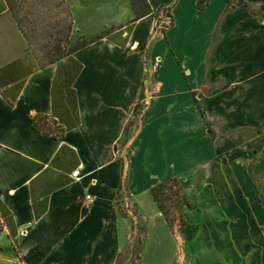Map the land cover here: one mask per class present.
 Returning a JSON list of instances; mask_svg holds the SVG:
<instances>
[{"label": "crops", "instance_id": "0c3cea01", "mask_svg": "<svg viewBox=\"0 0 264 264\" xmlns=\"http://www.w3.org/2000/svg\"><path fill=\"white\" fill-rule=\"evenodd\" d=\"M66 1L81 35L121 26L129 14L124 0ZM148 2L124 47L103 38L73 54L82 66L72 85L79 124L54 140L30 119L51 113L57 65L33 68L0 0V205L9 218L0 217V264H264V175L238 165L258 141L212 145L203 135L212 113L203 117L190 95L201 87L204 104L224 102L206 95L209 67L215 74L232 55L227 45L234 55H263L264 29L248 39L236 32L239 9L227 13L226 0H207L199 13V0ZM167 4L173 25L161 37L155 14ZM79 15L89 19L82 26ZM61 148L76 158L69 171L50 166ZM220 152L231 175L215 165ZM174 179L188 204L178 208L180 226L169 227L152 190Z\"/></svg>", "mask_w": 264, "mask_h": 264}, {"label": "rangeland", "instance_id": "374dc122", "mask_svg": "<svg viewBox=\"0 0 264 264\" xmlns=\"http://www.w3.org/2000/svg\"><path fill=\"white\" fill-rule=\"evenodd\" d=\"M65 7L71 20L73 21V7L69 1L63 0ZM89 0H77V5L86 4ZM174 0H172L173 2ZM227 1V13L231 12L235 6L239 9L240 30L236 32L242 33L245 38H251L257 34L258 37L264 29V5L261 2L251 5L247 0H239L233 2ZM124 8L128 10V17L121 26H109L101 29L95 33L88 35H81L73 25L72 32L69 38V47H74L81 37H85L88 41L90 38L96 36H104L115 42H122L127 40L131 34L135 22L143 15L150 13V6L148 0H124ZM207 0H199L196 10L197 13L201 12ZM171 4L162 5L159 7L156 17V35L163 37V35L173 25ZM39 10V9H37ZM38 11L34 15L27 17L22 21V30L24 32V39L27 44L29 59H32L33 68L38 69L48 65L51 58H56V48L58 46L57 40L60 38L58 32L63 26L62 20L64 19L63 13L65 9L55 8L50 13ZM23 12L19 14L22 17ZM94 15V14H93ZM101 15V14H100ZM99 17V14L96 15ZM94 17V16H93ZM228 19V16H227ZM80 25L87 22L84 15H79ZM92 21L94 19L92 18ZM51 22L52 30L47 27ZM59 22V23H58ZM53 24V25H52ZM49 25V24H48ZM49 28V29H48ZM191 30L193 26L190 24ZM228 32V29H227ZM155 35V34H154ZM155 35V36H156ZM230 36V35H229ZM245 41V40H244ZM233 45V46H232ZM227 45V52L231 54L226 55L225 62L220 64L218 72L212 73V66L209 67L207 80H209L210 88L207 90L206 95L211 97V100L216 102L219 97L224 100L221 103H212L210 105L202 102V88H195L190 92L193 99V107L203 116L206 117L207 113H212L211 118L204 121L203 135L210 139L212 145L216 144H237L242 142L244 145L255 143L258 141L257 148H249L239 155L238 165L242 166V170L246 166H257L260 175H264V54L250 55L241 52L234 55L236 45ZM214 54V52H213ZM212 54L211 58L212 59ZM215 59V57H213ZM155 64H158V59H154ZM57 65V70L63 71L68 67V57L59 59L54 63ZM29 69V67H28ZM21 74V73H20ZM182 82H187V73L182 72L179 76ZM157 81H153V88L151 93L155 94L157 89L155 85ZM146 94V98L149 96ZM238 99H242V103H237ZM246 100V101H245ZM252 100V101H251ZM249 101V102H248ZM185 106V104H183ZM182 105V106H183ZM147 102L137 107V113L143 114ZM167 106L169 112L174 104L163 105ZM209 106V108H208ZM251 108V110H250ZM164 110V108H163ZM256 110V111H255ZM166 117V116H165ZM163 119V124L167 122ZM140 116L136 124L138 125ZM243 145V146H244ZM217 160L215 165H224L225 174H232V167L229 165L228 159L224 153H217ZM62 163L70 169L72 167V158L69 154H64ZM213 163V160L210 161ZM260 187L258 186V191ZM152 196L156 202L159 216H162L167 225L171 227L173 224H181L179 206L188 204V198L183 196L177 188L176 180H170L164 185L157 186L152 190ZM263 203V202H262ZM0 217L6 222L8 216L3 215L0 210Z\"/></svg>", "mask_w": 264, "mask_h": 264}, {"label": "trees", "instance_id": "16d2710c", "mask_svg": "<svg viewBox=\"0 0 264 264\" xmlns=\"http://www.w3.org/2000/svg\"><path fill=\"white\" fill-rule=\"evenodd\" d=\"M7 8L15 20L19 32L24 35L22 30V21L26 20L27 17L34 15L36 11L39 14H42V11L46 13H50L55 8L65 9L63 13L64 19L62 20L63 26L61 27L58 34L60 38L57 40V57L51 58L48 64H54L59 59L64 57H68L69 65L63 71V73L57 70L55 77L52 81L50 98H51V113L49 115H41L37 114L31 117V125L32 128L45 136H50L54 140H60L67 131H70L77 127L79 124V116H78V108L76 101V93L72 87L74 80L78 76L81 71V64L73 58V54L86 47L87 45L94 43L100 39L105 38L104 36H96L94 38H90L88 41L85 37H81L80 41L74 46L69 47V38L72 32L73 21L70 18V15L67 12L65 7V2L63 0H4ZM39 9V10H37ZM22 17L19 16L22 13ZM149 13L143 15L142 17L148 15ZM141 17V18H142ZM21 18L23 20H21ZM59 23V22H58ZM49 24V25H48ZM47 24V27L52 30L51 22ZM53 25V24H52ZM48 28V29H49ZM24 37V36H23ZM108 39V38H107ZM110 40V39H108ZM120 47H124L126 40L122 42H115ZM3 70H0L2 73ZM13 98V97H12ZM12 98L7 97L8 105L11 106ZM65 148H61L60 153L55 156L53 161L51 162V167L59 170L69 171L67 166L62 163V153H65ZM77 165L76 158L72 159V167ZM0 210L3 215H6L3 207L0 205ZM37 218L38 215L35 214ZM9 223V219L6 220Z\"/></svg>", "mask_w": 264, "mask_h": 264}, {"label": "built area", "instance_id": "2783aa9c", "mask_svg": "<svg viewBox=\"0 0 264 264\" xmlns=\"http://www.w3.org/2000/svg\"><path fill=\"white\" fill-rule=\"evenodd\" d=\"M87 201H90V197L87 196ZM127 207V206H126ZM128 208V207H127Z\"/></svg>", "mask_w": 264, "mask_h": 264}]
</instances>
